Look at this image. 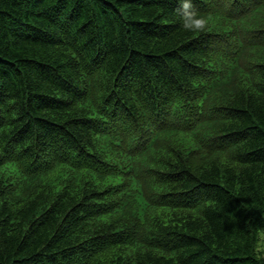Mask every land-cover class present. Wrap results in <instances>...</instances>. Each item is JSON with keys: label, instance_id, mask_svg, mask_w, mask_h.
I'll list each match as a JSON object with an SVG mask.
<instances>
[{"label": "trees", "instance_id": "trees-1", "mask_svg": "<svg viewBox=\"0 0 264 264\" xmlns=\"http://www.w3.org/2000/svg\"><path fill=\"white\" fill-rule=\"evenodd\" d=\"M0 0V264H264V0Z\"/></svg>", "mask_w": 264, "mask_h": 264}, {"label": "clouds", "instance_id": "clouds-1", "mask_svg": "<svg viewBox=\"0 0 264 264\" xmlns=\"http://www.w3.org/2000/svg\"><path fill=\"white\" fill-rule=\"evenodd\" d=\"M177 21L185 32H203L207 28V20L196 7L195 0H177Z\"/></svg>", "mask_w": 264, "mask_h": 264}, {"label": "rangeland", "instance_id": "rangeland-1", "mask_svg": "<svg viewBox=\"0 0 264 264\" xmlns=\"http://www.w3.org/2000/svg\"><path fill=\"white\" fill-rule=\"evenodd\" d=\"M258 249L264 254V230L260 233V242L258 244Z\"/></svg>", "mask_w": 264, "mask_h": 264}]
</instances>
